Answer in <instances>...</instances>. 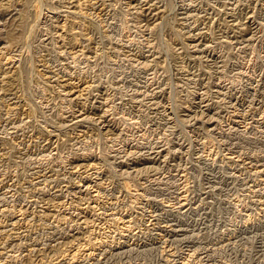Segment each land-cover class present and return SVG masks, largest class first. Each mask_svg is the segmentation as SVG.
I'll list each match as a JSON object with an SVG mask.
<instances>
[{"label":"rangeland","instance_id":"obj_1","mask_svg":"<svg viewBox=\"0 0 264 264\" xmlns=\"http://www.w3.org/2000/svg\"><path fill=\"white\" fill-rule=\"evenodd\" d=\"M0 264H264V0H0Z\"/></svg>","mask_w":264,"mask_h":264}]
</instances>
